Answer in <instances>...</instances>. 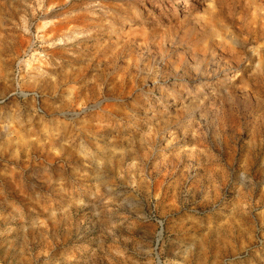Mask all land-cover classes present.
Here are the masks:
<instances>
[{"label": "rangeland", "instance_id": "1", "mask_svg": "<svg viewBox=\"0 0 264 264\" xmlns=\"http://www.w3.org/2000/svg\"><path fill=\"white\" fill-rule=\"evenodd\" d=\"M0 264H264V0H0Z\"/></svg>", "mask_w": 264, "mask_h": 264}]
</instances>
